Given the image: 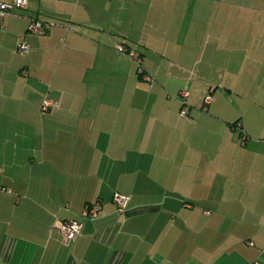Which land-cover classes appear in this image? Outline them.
<instances>
[{
    "label": "crops",
    "instance_id": "1",
    "mask_svg": "<svg viewBox=\"0 0 264 264\" xmlns=\"http://www.w3.org/2000/svg\"><path fill=\"white\" fill-rule=\"evenodd\" d=\"M27 2L0 29V264H264V0Z\"/></svg>",
    "mask_w": 264,
    "mask_h": 264
},
{
    "label": "built area",
    "instance_id": "2",
    "mask_svg": "<svg viewBox=\"0 0 264 264\" xmlns=\"http://www.w3.org/2000/svg\"><path fill=\"white\" fill-rule=\"evenodd\" d=\"M28 2L27 0H0V29L5 26V19L8 16L16 15L21 16L20 11L27 9ZM28 19V32L33 34H42L46 32L52 26H61L65 29H69V25L62 22H54V21H45L41 20L37 17L29 16ZM117 49L121 52H126V48L124 45H117ZM29 50L28 45L25 42H20L17 47V52L20 54H26ZM138 63L140 64V60L138 59ZM139 72H142L141 66H139ZM146 81H150L151 78L149 76L143 77ZM188 93L182 92L181 97L184 100L187 98ZM212 101V96L210 94L206 95L204 98V104L207 105ZM50 103L48 101L43 105V109H46ZM188 110V106L186 103H183V107L181 110V115L185 116ZM129 201V197L122 195L120 193H114L113 202L117 205L119 211H124L127 203ZM101 210V204L99 202L93 203L91 206L85 208L82 212V218H95L99 215ZM82 222L80 220H67L60 223L58 230L62 236V238L66 242H72L76 239ZM254 264H260L259 262H255Z\"/></svg>",
    "mask_w": 264,
    "mask_h": 264
},
{
    "label": "rangeland",
    "instance_id": "3",
    "mask_svg": "<svg viewBox=\"0 0 264 264\" xmlns=\"http://www.w3.org/2000/svg\"><path fill=\"white\" fill-rule=\"evenodd\" d=\"M122 45V44H121ZM135 46H133V50H135L138 54H139V50L137 49V47H135ZM147 54V53H146ZM150 54H147V56H149ZM138 66H141V68L143 69V67H142V64H141V62H140V64H138L137 65V67ZM145 80V79H144ZM153 80V79H152ZM185 92V91H184ZM187 92V91H186ZM262 92H264V90L262 89ZM188 93V92H187ZM211 95V94H210ZM229 94H227V96H228ZM264 95V94H263ZM262 95V96H263ZM212 96V99H213V95H211ZM228 98V100H229V104H228V107H229V109H230V111H234L233 113H230V114H232V117L231 118H234V121L235 120H237L239 117H244V116H248V114H246V111L244 110V111H242V110H240L239 109V107L241 106V108H244V104H247V102H245V100H243V99H241V100H238L237 98H236V96H234V95H232V96H228L227 97ZM243 100V101H242ZM246 100H248V97L246 98ZM239 101V102H238ZM236 111H240V113H237ZM234 114V115H233ZM240 114V115H239ZM244 115V116H243Z\"/></svg>",
    "mask_w": 264,
    "mask_h": 264
},
{
    "label": "trees",
    "instance_id": "4",
    "mask_svg": "<svg viewBox=\"0 0 264 264\" xmlns=\"http://www.w3.org/2000/svg\"><path fill=\"white\" fill-rule=\"evenodd\" d=\"M140 73H142V72H140ZM143 75V74H142Z\"/></svg>",
    "mask_w": 264,
    "mask_h": 264
}]
</instances>
